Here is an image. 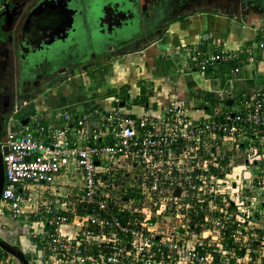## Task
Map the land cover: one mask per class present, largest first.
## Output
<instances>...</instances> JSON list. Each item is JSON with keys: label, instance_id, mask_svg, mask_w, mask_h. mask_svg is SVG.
<instances>
[{"label": "built area", "instance_id": "1", "mask_svg": "<svg viewBox=\"0 0 264 264\" xmlns=\"http://www.w3.org/2000/svg\"><path fill=\"white\" fill-rule=\"evenodd\" d=\"M186 52L200 71L234 58ZM113 99L96 125L58 109L25 126L12 116L21 129L0 138V216L26 230L38 264H264V169L236 178L222 154L224 139L264 151V90L200 116L174 99L141 114Z\"/></svg>", "mask_w": 264, "mask_h": 264}, {"label": "crops", "instance_id": "2", "mask_svg": "<svg viewBox=\"0 0 264 264\" xmlns=\"http://www.w3.org/2000/svg\"><path fill=\"white\" fill-rule=\"evenodd\" d=\"M246 3L240 0L233 12L217 8L219 1L193 5L182 16L170 19L164 34L157 32L141 45L134 43L103 64L101 84L92 79L83 83L79 79L62 81L68 76L61 77L57 84L44 83L40 79L42 50L32 53L19 68L21 76L13 85L19 92L14 91L15 95L10 96L11 105L15 104L21 92L23 105L20 104L16 114L18 119L28 120L20 125L31 124L33 115L52 121L58 116V109L85 113L88 124L96 125L103 110L111 107L113 98L122 95L130 97V101L137 97H147L149 101L144 106H124L130 113L163 110L170 99L195 116L213 107L219 112L242 108V100L264 90V0H246ZM26 47L31 48L30 44ZM187 49L222 50L234 55L229 62L236 63L229 66L227 61H218L200 71L187 56ZM30 83L35 86L29 88ZM213 97H225L231 104L223 107L219 103L221 99ZM14 124L15 130L21 129L18 123ZM4 223L15 225L9 217L0 216L1 235L7 232L1 229ZM8 233L10 237L12 232ZM15 237L12 233L13 240ZM24 251L28 252V247Z\"/></svg>", "mask_w": 264, "mask_h": 264}, {"label": "flooded vegetation", "instance_id": "3", "mask_svg": "<svg viewBox=\"0 0 264 264\" xmlns=\"http://www.w3.org/2000/svg\"><path fill=\"white\" fill-rule=\"evenodd\" d=\"M162 1L167 3L161 4ZM218 1L217 8L231 12L240 3V0H191L188 4L192 7ZM243 1L246 3V0ZM97 2L98 0H0V113L1 117L4 116L2 134L8 127L14 126L9 119L17 115L22 96L20 92L19 96L17 95L18 101L12 103L13 106L10 96L15 95L14 91L19 92L13 85L15 86V80L21 76L19 68L33 55L32 53L42 50L44 62L40 79L44 83L82 71L86 73L97 65L107 63L108 56H116L118 49L119 52H124L130 48L129 45H141L151 39L162 25L166 26L168 21L165 20L180 17L187 11L176 8L172 0H106L101 7V13L95 15L92 10ZM75 15L82 16L80 27L74 25V20L71 23ZM140 19V24H135V30L130 26L128 28L127 23L133 25V22ZM98 20L107 22L109 34H119L122 43L114 46L113 41L108 40L109 35L107 41H104V36L103 39L96 38L93 25ZM69 24L70 29L64 32ZM131 29L134 33H130ZM126 33L128 36L124 35ZM70 36H74L72 42H68ZM59 37L63 42L57 46ZM100 42H104L107 47L102 52L99 48ZM27 44H30L31 48H27ZM28 86L31 88L35 84L30 83ZM8 114L10 116L7 118ZM23 120L17 118L19 123Z\"/></svg>", "mask_w": 264, "mask_h": 264}, {"label": "rangeland", "instance_id": "4", "mask_svg": "<svg viewBox=\"0 0 264 264\" xmlns=\"http://www.w3.org/2000/svg\"><path fill=\"white\" fill-rule=\"evenodd\" d=\"M190 1L191 0H172V2L174 3V6H177L176 8H179V10H181V11L182 10H188V9L191 8L189 6V4H190L189 2ZM105 2H106V0H98L97 4L94 5L96 7H93L94 9L92 10V12L95 13V15L100 14L101 13V7H102L103 3H105ZM165 2L166 1H164V2L162 1L161 4H164ZM80 14H82V13L80 12ZM72 20L75 21L74 25H76L77 27H80L82 25V22H81L82 16L81 15L80 16L79 15H75L74 19H71V23H72ZM165 21H169V19L165 20ZM165 21H163V22H165ZM140 22H141V19L139 21L137 20V21L133 22V25H132V23H127L128 28L130 26V28L134 29L135 24L136 25L140 24ZM159 23H161V22H159ZM161 24L158 25L157 27L159 28V26H161ZM69 27H70V24H69L68 27H66L67 29L64 32H67L70 29ZM107 29H108L107 22H104V21L102 22L100 20H98V22L95 21V23L93 25V32L95 33L94 36L96 38L100 37L101 39H103L105 37L104 41H107L108 35H109L110 37H109L108 40L113 41L114 46H117L119 43H122L123 40H122V38H120V36H118L119 34L118 35L114 34L116 32L113 33L114 35L113 34H109V31ZM133 29H131L130 33H134L135 29L134 30ZM121 30H122V28L119 31H121ZM153 30H155V29H153ZM165 30H166L165 29V25H162L157 32L160 35H162V34L165 33ZM71 33H73V31H71ZM124 35L128 36V33H126ZM66 36H64V37H66ZM73 38H74V36L73 37L72 36L68 37V42H72ZM62 42H63L62 38L59 37L58 38V42H57V46H59ZM95 42H97V41H95ZM99 44L101 45L99 47L100 48V52H102L104 50V48L106 50L107 47H106V44H104V42H100ZM103 44H104V46H103ZM128 47H130V45ZM119 53H121V52H119V49H118V52L116 54L118 55ZM108 58H110V59H108ZM108 58H107V61L109 62V61H111V59L114 60L115 56L112 54V55L108 56ZM102 68H103V65H100V66L97 65L96 67H93L92 70H89V72L85 73L84 71H82V72H79L78 74L70 75V77L68 76V77L64 78V80H62V81H67L68 82L69 80L79 79V81L83 83L85 80L87 81L89 79H92V80L96 81L95 82L96 84H101V80H99L100 76H101V72H102V75L104 74ZM60 80L57 79V80H54V81H52V82H50L48 84L49 85H51L53 83L57 84L58 82H60ZM122 93L123 92H121L120 95H122ZM114 98H118L119 99L118 103H123L121 105H125V107H129V106H131V105L136 103L133 100L130 101V97H124L123 95H122V97H114ZM249 100H250V97H247V102ZM227 101H228V99H226L225 97H221V100H220L219 103H221L223 105V107H227V106L230 105V104L227 103ZM147 102H149V101H147ZM21 103L23 105V102H21ZM125 103H127V104H125ZM139 103L140 104H138V105L144 106V99H142V101L139 102ZM245 103H246L245 100L241 101V105H243ZM113 105L116 106V103L114 102V99L112 100V103H111V106H113ZM100 108H103V107H100ZM90 111H93V110H90ZM16 116H17V118H19L18 115H16ZM14 126H15V124H14ZM14 126H12V129H14ZM238 146H239V143L234 145V147H235L234 149H231L230 146L229 147L227 146V140H225V139L223 140L222 154H224V153L225 154H227V153L228 154H231V153L233 154L232 155V158H233L232 166H235V169H234L235 177L238 178L239 176H244V175L256 176L258 171L260 173V171L262 169H264V161L261 160L262 159V153H264V151L257 150V151H254L252 153H249L246 150L245 147L244 148L243 147H239L238 148ZM223 157H225V156H223ZM246 160H248L247 166L245 165ZM1 229L4 230V231H7V232H4V234H2V235L0 233V235H1V237L2 236L5 237L8 242H10L11 244L15 245L16 247L20 246V248H22V250L23 249L25 250L28 247V252L27 251L25 252L24 250H23V252L25 253V255L27 257V259L29 261V264H38L37 258L32 253V251L30 249V246L28 245L29 242L26 239L28 234L26 233L25 229H23L22 227L18 226L16 223H15V225L14 224L13 225L12 224L6 225L5 223L1 224ZM8 232L9 233L12 232L13 234L15 233L16 234V237H15L16 239L13 240L12 239V233L9 234ZM7 233L10 235V237L7 236ZM0 256H2L4 258V260H3L4 263L3 264H19V262L11 254H9V253L6 254V253L2 252V249L0 250ZM6 257H8V259H9L8 263L5 262V259H7ZM31 257H32V260H31Z\"/></svg>", "mask_w": 264, "mask_h": 264}, {"label": "water", "instance_id": "5", "mask_svg": "<svg viewBox=\"0 0 264 264\" xmlns=\"http://www.w3.org/2000/svg\"><path fill=\"white\" fill-rule=\"evenodd\" d=\"M204 35H205L204 37H206V34H204ZM60 70H63V69H60ZM227 103L231 104V101L228 100ZM120 104H123V103H120ZM18 107H20V105ZM1 115H2V113H0V138H2V136L4 135L1 132L2 120H3L4 116L1 117ZM9 116H10V114L7 115V118ZM27 120L28 119L26 118L25 121H23L22 123H25ZM6 152H7L6 146L0 147V195H1V190H2V186H3V182H4V170H3L2 154L6 153ZM0 248L2 250H4L5 252L11 254L19 262V264H29V261L25 255V253L20 248L16 247L15 245L8 242L6 239L1 237V235H0Z\"/></svg>", "mask_w": 264, "mask_h": 264}, {"label": "trees", "instance_id": "6", "mask_svg": "<svg viewBox=\"0 0 264 264\" xmlns=\"http://www.w3.org/2000/svg\"><path fill=\"white\" fill-rule=\"evenodd\" d=\"M206 50V49H205ZM216 50H219V49H216ZM227 65H229V66H235V63L236 62H229V61H227ZM235 68H237V67H235ZM206 70V69H205ZM142 99H144V103L145 102H147V98L146 97H137V98H135L133 101H135L136 103L135 104H140L139 102H141L142 101ZM208 109H209V107H207ZM19 248V247H18ZM2 252H4V253H6L7 254V252H5V251H2Z\"/></svg>", "mask_w": 264, "mask_h": 264}]
</instances>
